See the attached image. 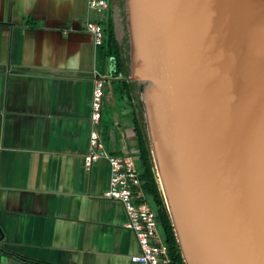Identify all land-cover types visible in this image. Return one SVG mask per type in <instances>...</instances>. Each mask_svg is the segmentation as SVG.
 <instances>
[{"label":"water","instance_id":"water-1","mask_svg":"<svg viewBox=\"0 0 264 264\" xmlns=\"http://www.w3.org/2000/svg\"><path fill=\"white\" fill-rule=\"evenodd\" d=\"M113 5L184 264H264V0Z\"/></svg>","mask_w":264,"mask_h":264},{"label":"crops","instance_id":"crops-1","mask_svg":"<svg viewBox=\"0 0 264 264\" xmlns=\"http://www.w3.org/2000/svg\"><path fill=\"white\" fill-rule=\"evenodd\" d=\"M87 19L86 0H0V264H138L107 158L85 166L95 75L104 152L138 158L128 80Z\"/></svg>","mask_w":264,"mask_h":264},{"label":"built area","instance_id":"built-area-1","mask_svg":"<svg viewBox=\"0 0 264 264\" xmlns=\"http://www.w3.org/2000/svg\"><path fill=\"white\" fill-rule=\"evenodd\" d=\"M86 1L89 12L101 14L108 10L109 0ZM86 31L91 34L95 47L103 45L107 35L100 23L87 19ZM93 83L90 117L92 129L85 166L90 168L101 157H106L109 162V186L104 197L119 201L123 205L127 216L126 227L134 233L139 248V252L132 255L130 261L138 264H171L169 249L158 234L156 215L145 202L139 172L133 158L129 155L110 156L104 152V144L100 137L104 80L102 76L95 75Z\"/></svg>","mask_w":264,"mask_h":264},{"label":"trees","instance_id":"trees-1","mask_svg":"<svg viewBox=\"0 0 264 264\" xmlns=\"http://www.w3.org/2000/svg\"><path fill=\"white\" fill-rule=\"evenodd\" d=\"M100 24L104 27L105 33L107 32L108 36L106 46L107 50L103 47L101 49L102 58H104V61L107 58L111 59L114 67V70L112 71L113 74H127V69L121 56V49L115 39L110 19L108 18ZM141 85L142 91L145 86V83H141ZM135 135L137 139L136 141L138 150V158L135 163L139 172L141 190L144 193L145 202L151 207V209L156 215L158 231L162 241L165 243V245H167L169 249V257L171 260V264H184L170 221V217L159 187L158 177L156 175L151 151L149 148L146 127L144 121L141 118V113L140 117L136 116L135 118Z\"/></svg>","mask_w":264,"mask_h":264},{"label":"rangeland","instance_id":"rangeland-1","mask_svg":"<svg viewBox=\"0 0 264 264\" xmlns=\"http://www.w3.org/2000/svg\"><path fill=\"white\" fill-rule=\"evenodd\" d=\"M90 18L93 20V22H99V23H102L104 20L107 19V15H106V12L104 13H96L94 11H90ZM109 35V34H108ZM155 168V167H154ZM156 171V170H155ZM159 182V181H158ZM159 187H160V184H159ZM160 190H161V187H160ZM161 193H162V190H161ZM163 196V194H162ZM164 199V198H163Z\"/></svg>","mask_w":264,"mask_h":264},{"label":"flooded vegetation","instance_id":"flooded-vegetation-1","mask_svg":"<svg viewBox=\"0 0 264 264\" xmlns=\"http://www.w3.org/2000/svg\"><path fill=\"white\" fill-rule=\"evenodd\" d=\"M116 10V7L114 8L113 0H109V7L106 11L107 19H110V23L112 26L114 25V18H113V12Z\"/></svg>","mask_w":264,"mask_h":264}]
</instances>
